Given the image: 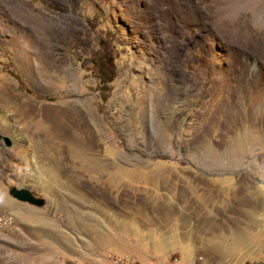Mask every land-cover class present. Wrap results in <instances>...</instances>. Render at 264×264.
<instances>
[{"label":"rangeland","instance_id":"1","mask_svg":"<svg viewBox=\"0 0 264 264\" xmlns=\"http://www.w3.org/2000/svg\"><path fill=\"white\" fill-rule=\"evenodd\" d=\"M0 134V264H264V0H0Z\"/></svg>","mask_w":264,"mask_h":264},{"label":"bare ground","instance_id":"2","mask_svg":"<svg viewBox=\"0 0 264 264\" xmlns=\"http://www.w3.org/2000/svg\"><path fill=\"white\" fill-rule=\"evenodd\" d=\"M7 102L12 106L10 101ZM16 109L18 115L24 116L28 120L24 125V130L33 125L36 128L34 137L37 140V149L41 152L48 150L60 151L59 145L56 142L57 139L69 140L72 143L76 141V138L78 140L79 132H85V126L78 125L76 122V110L79 108L75 109L72 102L57 105L48 112L36 113L34 109L23 106H16ZM68 151L70 152L71 150ZM0 201L11 205L10 201L4 198L2 194Z\"/></svg>","mask_w":264,"mask_h":264},{"label":"water","instance_id":"3","mask_svg":"<svg viewBox=\"0 0 264 264\" xmlns=\"http://www.w3.org/2000/svg\"><path fill=\"white\" fill-rule=\"evenodd\" d=\"M0 141H2L7 147H10L11 146V142L10 140L5 137V136H2L0 134ZM10 194L15 198L17 199L18 201H22V202H25V203H28L34 207H43L45 205V200L44 199H41V198H37L35 197L31 191H29L28 189H15L13 188L11 191H10Z\"/></svg>","mask_w":264,"mask_h":264}]
</instances>
